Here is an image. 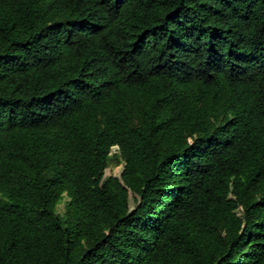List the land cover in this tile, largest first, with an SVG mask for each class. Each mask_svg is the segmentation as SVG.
Here are the masks:
<instances>
[{"label": "trees", "instance_id": "1", "mask_svg": "<svg viewBox=\"0 0 264 264\" xmlns=\"http://www.w3.org/2000/svg\"><path fill=\"white\" fill-rule=\"evenodd\" d=\"M0 264H264V0H0Z\"/></svg>", "mask_w": 264, "mask_h": 264}, {"label": "rangeland", "instance_id": "2", "mask_svg": "<svg viewBox=\"0 0 264 264\" xmlns=\"http://www.w3.org/2000/svg\"><path fill=\"white\" fill-rule=\"evenodd\" d=\"M125 162L123 161L121 154L118 148L114 147L110 154V159L108 162V166L104 171V178L109 176H117L120 177L123 169H124ZM70 196L64 192L62 199L56 205L57 213L62 217L66 218L69 214V206H70ZM138 196L134 193H129V205L131 208H134L137 204ZM241 210L239 209V212Z\"/></svg>", "mask_w": 264, "mask_h": 264}, {"label": "built area", "instance_id": "3", "mask_svg": "<svg viewBox=\"0 0 264 264\" xmlns=\"http://www.w3.org/2000/svg\"><path fill=\"white\" fill-rule=\"evenodd\" d=\"M116 148H118V147L116 146Z\"/></svg>", "mask_w": 264, "mask_h": 264}]
</instances>
